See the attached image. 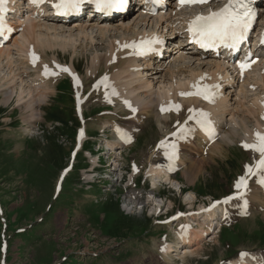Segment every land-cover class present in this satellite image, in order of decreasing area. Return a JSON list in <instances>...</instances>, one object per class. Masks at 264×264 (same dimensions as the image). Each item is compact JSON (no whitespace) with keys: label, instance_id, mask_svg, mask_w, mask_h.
I'll use <instances>...</instances> for the list:
<instances>
[{"label":"rangeland","instance_id":"1","mask_svg":"<svg viewBox=\"0 0 264 264\" xmlns=\"http://www.w3.org/2000/svg\"><path fill=\"white\" fill-rule=\"evenodd\" d=\"M14 2L24 13L21 24L13 21L18 30H14L16 32L7 45L12 49L11 53L16 52V47L11 45L19 44L22 35L31 43L36 39L40 45L43 43L36 36L37 29L26 30L25 22L31 14L26 11L28 2L14 0L12 4ZM47 9L48 6H43L39 12L43 14ZM185 9L175 13L183 12V16H189L195 11ZM38 17L41 14H36ZM260 21L264 23V18ZM33 22L40 24L34 18ZM152 25L149 23L143 28L148 32ZM62 44L52 51L45 49L42 53H34L39 72L47 66L57 73L52 78L45 77L47 82L39 87H43L41 90L33 88L36 94L47 86V91L52 92L48 103L41 107L42 120L29 128L24 121V107L16 105V96L5 105L1 103L3 96L0 95V249L3 244L7 245L6 254L0 252V264H228L240 253H247L245 257L264 264V186L257 183L260 176L248 178L249 196H259L252 203H249L250 198L240 199L230 203L229 207H222L227 212L225 217L219 212L221 205L216 207L219 210L214 209L221 227L219 233L216 228L209 231L204 228V236L196 237L195 230L199 228L202 213L194 217L185 215L184 223L166 222L173 214L200 213L204 203L237 192L235 183L245 174V165L253 164L259 154L243 148L241 141L228 139V145L218 144L223 154L206 157L199 148L193 151L189 146L183 147V141L168 140L170 133L186 120L189 113L186 109L181 117L180 114L176 117L172 108L171 113L144 118L135 133L136 140L129 148L115 153L105 148L99 153L106 140L116 139L113 128H106L102 133L104 126L115 123L124 127L130 118L111 94L114 81L123 76L121 70L125 63L109 59L105 43L76 50L72 49V42ZM174 44L171 57L186 52V49H176L182 44L178 37ZM94 49L102 54L100 64L95 62V71L91 69ZM1 65L5 74L0 82L2 88L13 90L18 85L17 78L24 76L30 80L38 73L28 69L22 76V64L18 59L15 65ZM72 67L76 80L60 71V68ZM261 68H264V59L253 71L257 74ZM105 77L108 87L102 83ZM148 78L151 79V75ZM30 82H26V89L31 86ZM78 97L83 101V120L75 113V98ZM81 128H86L87 141L96 140L95 151L91 150L92 142L85 143V150L76 151V135ZM161 141H166L165 145L175 144V151L181 150L186 156L187 167L197 166L202 161L207 163L205 169L190 172L192 185L188 184L181 167L169 175L170 182L159 180L152 186L151 177L146 174L152 158L154 162L165 159L164 147H158ZM154 149L158 151L157 156L149 154ZM87 151L93 156L90 157ZM97 152L101 164L95 166L92 162ZM115 160L118 162L112 166L111 162ZM92 166H95L94 170H91ZM133 166H138L137 174L133 173ZM92 174L95 176L91 177ZM130 175H133L132 182H129ZM172 183L177 188L179 185L180 191ZM188 192L197 194L191 207L185 201ZM156 201L160 203L158 212L153 210ZM186 226L191 227V232L188 241L183 242L177 233ZM168 244L174 252L164 255L163 249Z\"/></svg>","mask_w":264,"mask_h":264},{"label":"bare ground","instance_id":"2","mask_svg":"<svg viewBox=\"0 0 264 264\" xmlns=\"http://www.w3.org/2000/svg\"><path fill=\"white\" fill-rule=\"evenodd\" d=\"M9 1L10 5H7L3 10V16L8 17L10 13L14 12H16V14H20V8H17V6L12 4L14 0ZM54 2L55 0H45V2L42 4L34 5L30 3V0H28V7L30 9L29 12L31 14L25 22L27 25L26 30L37 29L38 32H36V36L40 37L43 41L41 45L37 42V39L34 43L24 40L22 35V38L19 37L18 39L19 44L15 42V44L13 43L11 45L16 47L15 53H11L12 49L8 46L0 49V82L5 75L3 73L1 64L8 63L15 65L16 59L21 61L22 76L23 73L27 74L28 69H33L38 72L34 79H24V76L17 78L16 83H18V85L13 90L10 89V87L2 88V86H0V88H2L0 89V95L3 96L1 103L9 105L13 97L16 96V105L17 107H24V121L28 124L29 128H31L33 123L42 120L43 112L41 107L48 103L52 95V92L47 91L48 86L41 93H39V91L43 88L39 87L47 81L44 80L45 77H43L44 71L39 72V63L35 64L37 63L38 59H36L33 63L32 56L34 53H42L45 49H50L52 51L62 43L66 44L72 42V49L76 50L83 47L92 48L93 44L99 42V44L105 43V47L107 48L106 56L109 59L124 61L125 63L121 70L123 76L116 79L111 86V94L113 95L111 96L116 98L117 105L121 106L123 111L128 113L130 117L128 124L124 127L121 126V124L119 125L115 123H108V125L104 126L105 128H113L116 137V139L113 141H105V145L109 151L115 152L119 148L128 146L131 143V140L136 137L135 133L137 132L144 118H147L150 115L158 116L159 114L171 113V108L177 115L176 117H179V114L181 117L183 111L186 109L196 110L197 113L202 111L208 114V120H210L213 130L211 134L202 130L201 127L196 124L195 120H189V115L194 114L189 113L186 120L180 125L192 129V131L189 134L183 136V138H181L182 134L179 132L174 138L175 142L183 141V147L189 146L193 151L199 148L202 152L201 154H207L206 157L211 154H223V151L218 146V144L224 142L226 145H228L230 143L228 139L238 142L250 141L252 143L254 131L264 133V119H262V117H264V68H261L257 74H255V71L252 70L258 66L259 60L254 59V63L250 64L251 70L248 73L240 74L236 71H231V69H228L227 66H229V63L224 59H204L203 56L195 55L190 52L189 49H187L184 45L186 41L184 39H187L184 30L186 22L197 12L206 14V12L210 11L211 9L223 6V3H221L222 0H212L211 3L207 5L199 3L192 5L179 4L178 10L181 9L180 11L183 10L184 6L196 7L195 11H192V14L189 16H183V12L180 14L174 13V6L171 7L170 11L167 12L168 6H166V8L160 9L159 14L150 17L148 12L142 8L139 11H135L137 13L133 14L132 17L127 20H125L124 16L121 19H117L115 22L97 21L91 24H80L77 22L72 26H68L61 21L54 23L49 19L51 14L48 12L54 11V8H52V4ZM45 3H48L49 7H51L50 10L45 11L47 13L45 15L47 16L43 15L42 17L36 18L35 12L39 11V9L42 8ZM260 12V18H264V6L260 7ZM32 17L40 24L34 23ZM13 20L15 23H22V21L19 19ZM150 21L151 24L153 21V27L150 32H147L143 26L148 25ZM163 25H165V27H163ZM259 25L260 29H262V32H264V23H260ZM16 28L17 26H14L13 23H10V29H12L13 32ZM141 28L143 29L140 31ZM46 34H48L47 37L45 36ZM149 35L158 37L162 43L165 42L166 44L174 43V39L178 37L182 44L176 49H186L184 50L186 52L179 53L176 57H171L174 48L171 49V51L169 48L168 51L170 52L165 51L161 57L156 54L143 58H137L132 51L123 47L125 44L138 41L139 39ZM95 36H97V38H95ZM179 50L177 52H179ZM94 54L95 57L91 63V69H93V71L97 69L95 62L100 64V57L102 56V54L98 53L97 49H94ZM4 60L5 62H3ZM194 64L195 67H192ZM69 71V76L76 80L77 75L74 68L72 67L69 69ZM148 75H151L152 78H148ZM115 77L116 76L113 74L112 80H114ZM202 77L204 79H201ZM27 81L33 82V84L30 82L31 86L28 89L25 87ZM197 83L198 87H203L204 85H219L218 88L212 89L215 95L211 102L203 99L200 95H180V93H195L197 88L192 86ZM34 86L37 88V90L38 88L40 89L38 94H36L35 90H33ZM33 92H35V94ZM177 105L179 106L178 111L174 110L175 106ZM162 107L166 110L161 111ZM133 109H135V111H133ZM80 116L83 120L84 116L82 113V107ZM168 123L165 125H168ZM189 123H193L195 126L192 127L188 125ZM159 126L162 128V125ZM84 131V137L77 144L76 151L81 149L83 146L82 143L87 139L86 130ZM183 147L180 149L183 150ZM163 151H165L163 154L165 155L166 160L164 159V161L156 159V162H154L152 158L149 171H147L151 177V183L153 187L155 186V183H158L159 180H163V182L166 183L170 182L167 171L181 167H183L182 173H184V177L187 178L188 184L192 185L193 182L190 172L193 169H205L207 166V163L202 161L197 166L191 165L187 167L185 163L186 156L183 155L181 150L175 151V155L171 159L169 158V155L166 154V150ZM157 152L158 151L154 149L151 150V153L149 154H156L157 156ZM87 153L91 155V153ZM206 160L212 161L213 158H206ZM92 163L96 166L97 159L95 157ZM95 166H92L91 170H94ZM137 167L138 166H133V172H137ZM90 176L92 177L93 174ZM129 180L130 182L133 181L132 175H130ZM172 185L176 190L179 188V185L178 188L176 184L172 183ZM178 190L180 191V188ZM260 190L262 191V189ZM249 195L250 192L248 190L245 192L241 200H248L250 198V202H248L252 203L254 198L259 197L255 194H252V197ZM150 198L153 197L151 196ZM195 199L194 193L188 192L185 194V201L189 204V207L192 206L193 200ZM155 203L156 208L153 210L157 211L160 203L157 201ZM262 204V208L264 209V202ZM229 206L230 204L227 205V207ZM216 210L219 209L217 208ZM222 212H225L223 208ZM216 213L215 210H212L203 212L199 216V228L195 230L197 238L204 236V228H207L208 231L213 228L214 221H217L215 215ZM226 214L227 212L225 213V216ZM190 230L191 227L186 226V229H180L179 233H177V236L181 239V241L187 242L188 234L191 232ZM171 247L172 246L169 244L166 245L163 249V254L166 255L174 252ZM229 264H262V262L258 261L257 259L254 260L252 257H245L244 259H234L230 261Z\"/></svg>","mask_w":264,"mask_h":264},{"label":"snow or ice","instance_id":"3","mask_svg":"<svg viewBox=\"0 0 264 264\" xmlns=\"http://www.w3.org/2000/svg\"><path fill=\"white\" fill-rule=\"evenodd\" d=\"M45 0H30V3L34 5H39L44 3ZM208 0H178L180 5H192V4H203L207 3ZM4 0H0V34L5 31L11 32L12 29L6 28L3 13ZM90 3L94 6L96 12L103 14H111L116 11H120L127 3V0H55L52 7L55 9L57 15H71L78 13L81 10L82 5ZM253 0H227L222 8L217 11L209 12L208 15H197L188 24V33L193 42L198 43L201 47L212 48L218 45H224L230 49H236L239 45L247 38L249 31L255 22V12L252 8ZM161 43L157 37L144 38L140 41H133L131 43L123 45V47H131L135 50L137 55H146L153 51V44ZM261 43H264V38H262ZM38 59L34 55L32 56L33 63ZM250 63L254 61L244 60L239 64L241 74L244 70L250 66ZM59 67V66H57ZM60 71H68L67 68H60ZM43 74L56 75V72L51 71L47 66L44 67ZM106 77L104 81H106ZM201 79H204L203 77ZM105 87L108 85L105 83ZM192 87L197 88L195 93H180V95H200L203 99L212 101L215 93L212 91L213 88H218L219 85H204L202 88L198 87V83L194 84ZM115 94V93H114ZM130 107V105H129ZM163 107L161 111H165ZM174 110H179V106H175ZM135 111V109H133ZM190 113L189 120H195L202 130L211 134L212 125L210 120H208V114L202 111L196 112V110L189 109ZM264 119V117H262ZM192 129L181 126V138L189 134ZM176 135V133H173ZM158 147H166V154L169 158H173L175 155V144L165 145V141H161ZM242 147L251 150L254 153L259 154V160H254L253 164L245 165V174L239 177L235 183V188L238 190L239 194H243L240 190L247 189L248 178L252 176H260L257 183L264 186V133L254 131L253 132V142L251 144L242 142ZM170 148L171 152L167 149ZM233 197H226L223 203H228ZM247 202L245 201V206ZM241 259L247 256V253L239 254Z\"/></svg>","mask_w":264,"mask_h":264}]
</instances>
